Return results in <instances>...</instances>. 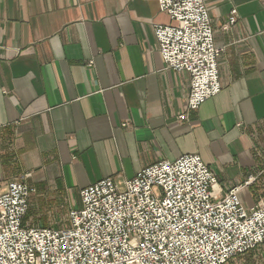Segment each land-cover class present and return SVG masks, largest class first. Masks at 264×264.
<instances>
[{
	"label": "crops",
	"instance_id": "0c3cea01",
	"mask_svg": "<svg viewBox=\"0 0 264 264\" xmlns=\"http://www.w3.org/2000/svg\"><path fill=\"white\" fill-rule=\"evenodd\" d=\"M203 1L221 90L189 112L188 74L158 52L153 28L170 21L157 0H0V184L34 189L27 224L182 155H198L222 194L249 181L246 208L264 202V0ZM228 264H264V245Z\"/></svg>",
	"mask_w": 264,
	"mask_h": 264
},
{
	"label": "built area",
	"instance_id": "2783aa9c",
	"mask_svg": "<svg viewBox=\"0 0 264 264\" xmlns=\"http://www.w3.org/2000/svg\"><path fill=\"white\" fill-rule=\"evenodd\" d=\"M157 4L170 21L153 28L159 55L188 74L186 109L197 111L221 90L208 10L203 0ZM236 18L233 9L223 30ZM248 183L222 194L198 155H182L122 183L97 181L65 226L36 227L25 220L34 189L12 180L0 184V264H228L264 245V202L246 208L238 196Z\"/></svg>",
	"mask_w": 264,
	"mask_h": 264
},
{
	"label": "rangeland",
	"instance_id": "374dc122",
	"mask_svg": "<svg viewBox=\"0 0 264 264\" xmlns=\"http://www.w3.org/2000/svg\"><path fill=\"white\" fill-rule=\"evenodd\" d=\"M66 216L67 215H65V216L64 215L63 216L58 215L56 217H51L50 221H48V225L46 224V225H42V226L41 225L40 226L34 225V226H36V227H63V226H65ZM26 218H27V215H26Z\"/></svg>",
	"mask_w": 264,
	"mask_h": 264
}]
</instances>
